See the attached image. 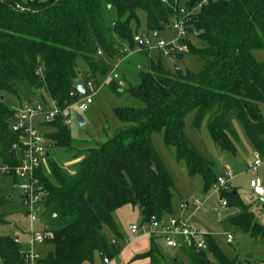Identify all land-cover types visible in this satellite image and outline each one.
Masks as SVG:
<instances>
[{
	"label": "trees",
	"instance_id": "obj_1",
	"mask_svg": "<svg viewBox=\"0 0 264 264\" xmlns=\"http://www.w3.org/2000/svg\"><path fill=\"white\" fill-rule=\"evenodd\" d=\"M201 1L180 0L190 13L184 23L186 33L195 36L198 47L188 39L182 41L199 57V70L178 69L170 74L151 63L147 72L138 73V83L123 90L117 83L110 85L113 94L127 93L143 107L115 108L121 127L104 142L88 146L72 171L46 158L49 175L41 169L37 176L58 226L44 242L52 249L40 264H86L95 255L101 260L117 257L123 244L112 214L123 206L138 207L143 221L171 214L174 181L153 146L154 133L162 131L164 144L174 147L175 158L185 162L188 175L202 178L204 193L210 189L217 175L185 134L189 112L194 111V128L206 122L212 142L221 151L235 154L233 122L237 121L254 151L264 152L260 111L264 63L251 53L264 49V0L208 1L195 10ZM104 5L115 12L110 27L103 19ZM173 5L160 0H0V97L8 93L22 101L28 99L25 91L44 90L60 108L67 106L79 97L74 88L77 81L97 85L95 75L107 73L98 51L109 58L121 56L123 51L114 47L116 38L134 46L131 23L137 22L138 11L144 12L147 29L160 33L177 13ZM77 57L87 64L81 76ZM13 113L0 99V157L9 163L18 135L11 130ZM46 125L55 128L49 137L52 142L70 144L69 127L60 119ZM221 196L227 206L238 210L223 224L264 240V227L236 189L230 187ZM5 200L0 191V207ZM6 224V216L0 214V225ZM204 238L205 250L182 248L189 264H251L250 259L227 257L210 235ZM145 258L149 264H181L164 254L153 239L149 250L134 260ZM0 264H24L14 236L0 234Z\"/></svg>",
	"mask_w": 264,
	"mask_h": 264
},
{
	"label": "rangeland",
	"instance_id": "obj_2",
	"mask_svg": "<svg viewBox=\"0 0 264 264\" xmlns=\"http://www.w3.org/2000/svg\"><path fill=\"white\" fill-rule=\"evenodd\" d=\"M115 18V12L104 5L103 19L105 26L110 27L111 22ZM131 34L132 37L147 35L149 45L142 51H136L134 46H131L127 41L114 38L115 48H120L123 51V57L115 61L114 58H109L105 54L97 56L103 60L107 67V73L104 76L95 75L98 87L93 94V101L86 110L80 113L85 124L79 126L73 118L70 121L71 142L69 145H57L52 142L49 138L50 135L46 136V134L54 131L53 127L37 120L38 130L45 135V145L50 151V159L54 160L66 172L72 171L89 144H94L95 141L98 143L104 142L112 134L111 131L114 132L118 125H121L115 118V108L143 107L139 100L127 93L113 94L109 88L110 85L117 83L120 89L123 90L128 84L138 83V73L140 71L147 72L151 63L160 65L164 71L170 74L175 71V68H178L181 72H196L201 66L199 57L188 50L177 55H164L161 49L156 48L154 44L159 39L167 44L174 42L177 45L185 44L182 40L188 39L193 47H198V43L192 34H188L179 40L178 31L171 26L163 28L159 37H154V32L147 29L143 11H138L137 22L131 23ZM251 53L257 61L264 63V49H254ZM76 65L80 76L87 71V64L81 57L76 58ZM113 72L119 74L117 80L110 77ZM2 96L4 104L10 110H18L21 105L25 104L23 100L21 101L8 93H4ZM28 99L31 102L38 101L45 106L51 103L44 90H40V93L36 94L28 93ZM81 100L82 97L79 96L75 101L78 103ZM260 111L264 119V104L260 105ZM193 116L194 111H191L184 120V131L187 138L198 153L212 164V169L216 175L223 173L226 167L231 169L233 178L229 182L230 187L236 189L242 203L254 215L255 220L264 227V202H260L259 198L253 195L248 186L249 180L254 177L260 179L264 184V166L259 167L256 173L249 171L248 166L252 163L255 152L245 131L239 122H233L237 139L236 152L235 154H229L221 151L212 142L205 121L199 128L192 126ZM74 139L84 141H75ZM151 140L174 181L171 190L173 216L188 219L202 235H210L218 248L227 257H238L241 261L250 259L252 261L251 264H255L254 262L264 264V240L253 238L230 229L223 224L228 218L237 215L238 210L230 206H221L220 198L222 196L219 193H215L212 187L206 193L203 192L202 178L199 175H188L185 162L182 160L178 161L175 158L174 147L164 144L162 131L154 133L151 136ZM51 143L54 145L51 146ZM43 170L44 174L48 176L47 162ZM0 191L6 198L4 204L0 207V214L5 215L8 221V224L0 225V234L16 236L22 240L24 237L23 233L29 231L43 232V227H48L51 230L58 226L57 220L53 216V206L45 202L39 214L40 222L31 223L26 218V208L22 203L21 190L18 183L12 178L0 177ZM194 199L202 201L199 208H195L192 205ZM114 216L117 219V228L122 233H128L130 224L137 223L142 219L139 208L131 205L119 208ZM227 234L233 236L234 241L232 244L226 243ZM236 243H239V246L235 247ZM51 249L52 246L50 244L44 243L36 250L43 257ZM160 249L162 252L177 258L181 264H189L187 255L182 249H166L162 246ZM97 258L99 256L95 255L93 262ZM139 264L142 263L140 262Z\"/></svg>",
	"mask_w": 264,
	"mask_h": 264
},
{
	"label": "built area",
	"instance_id": "obj_3",
	"mask_svg": "<svg viewBox=\"0 0 264 264\" xmlns=\"http://www.w3.org/2000/svg\"><path fill=\"white\" fill-rule=\"evenodd\" d=\"M24 1L32 2L33 0ZM169 1L174 3L173 6L175 7L173 9L177 12L174 17H171L170 26L178 31L180 40V38L187 36L184 23L190 13L180 4V0H160L163 4H168ZM208 1L216 0H202L195 10ZM112 25H114V22ZM133 43L135 50L140 51L147 48L149 40L147 35H136L133 37ZM154 46L161 49L164 55H177L188 50L186 44L177 45L174 42L167 44L160 39L156 41ZM100 53L98 51V54ZM110 77L117 80L118 74L113 72ZM83 86L85 92L81 96L82 100L78 103L74 100L67 106L60 108L54 101H51L50 105L47 106L35 101L24 105L18 110H14L12 119L13 124L17 125L16 131L18 135L17 140L11 146L13 162H5L0 157V177H10L18 183L22 194V203L26 208L25 216L31 223L40 222L39 214L46 198V192L43 190L37 176L38 172L44 169L46 165L47 152L44 136L37 128V120H40L43 124H53L57 119H60L65 126L69 127L70 121L72 118L74 119L75 114H80L92 103L93 94L98 87L91 80L83 82ZM70 95L73 96V93H70ZM261 166H264V152H255L253 161L248 166V169L256 173L257 169ZM232 178L233 173L231 169L226 167L223 173L217 175L215 182L211 186L213 191L219 193L221 196L223 191L230 190L229 182ZM248 186L254 196L263 198L264 200V184L260 179L257 177L251 178ZM201 204L202 201L198 199H194L192 202L195 208H199ZM220 204L224 207L227 206L226 200L223 197L220 198ZM129 232L132 237L148 236L161 246L169 249H182L189 246H193L197 250H205L207 248L205 235H202L184 217L173 215L161 218L151 217L148 221L140 220L137 223L131 224ZM48 235L51 236L49 228L43 227V232L29 231L25 242H22L18 237H14V242L18 245V250L23 257L24 264H40L42 257L36 248L44 244ZM233 241V236L227 234L226 243L232 244ZM109 261L107 258L102 259L103 264H108Z\"/></svg>",
	"mask_w": 264,
	"mask_h": 264
},
{
	"label": "crops",
	"instance_id": "obj_4",
	"mask_svg": "<svg viewBox=\"0 0 264 264\" xmlns=\"http://www.w3.org/2000/svg\"><path fill=\"white\" fill-rule=\"evenodd\" d=\"M119 44V43H118ZM115 47V46H114ZM143 50V49H142ZM141 50V51H142ZM100 55H102L101 53L100 54H98L97 53V56H100ZM123 55H124V53L121 55V56H119V57H115L114 58V60L115 61H118L120 58H122L123 57ZM150 68V67H149ZM117 73V72H116ZM118 74V73H117ZM118 76H119V74H118ZM122 82H123V80H121ZM124 83V82H123ZM110 88V87H109ZM25 93L26 94H28L26 91H25ZM30 93V92H29ZM37 93H40V91L39 92H37ZM33 94V93H32ZM23 102H25V104H23V105H21L20 106V108L21 107H23L24 105H26V104H28V103H31V101L30 100H23ZM84 124H85V121H84ZM46 125V124H45ZM49 126H51V125H49ZM83 126V125H82ZM119 127H121V125H118V127L117 128H119ZM116 128V129H117ZM53 129H54V131H52V132H49V133H47L46 134V136L47 135H50V134H52V133H54L55 132V128L53 127ZM112 132V134L114 133L113 131H111ZM41 133V132H40ZM105 133H107V132H105ZM108 133H110V132H108ZM42 134V133H41ZM111 134V135H112ZM43 136H44V138H45V135L44 134H42ZM110 135V136H111ZM106 136H107V134H106ZM110 136H108V137H110ZM107 137V138H108ZM75 140V139H74ZM75 141H84V140H81V139H78V140H75ZM105 141V140H104ZM95 143H98V142H96L95 141ZM54 144L53 143H51V146H53ZM85 145H87V144H85ZM90 145H92V144H89L88 146H90ZM87 146V147H88ZM46 151L49 153V156H50V151L47 149V147H46ZM255 152V151H254ZM79 160V159H78ZM46 164V163H45ZM259 200H260V198H259ZM261 202V201H260ZM185 205H187V204H185ZM118 210V209H117ZM115 212L116 211H114L113 212V220H114V222H115V224H116V226H117V219H116V217L114 216L115 215ZM170 215H173V212L171 211V214ZM54 216V215H53ZM178 217H180V216H178ZM142 220V219H141ZM139 222V221H138ZM131 224H133V223H131ZM130 224V225H131ZM118 229V228H117ZM119 231V230H118ZM23 233V232H22ZM27 233L28 232H26V233H23V235H24V237L22 238V242H25L26 241V239H27ZM119 233H120V236H121V239H120V242L123 244V248L121 249V251H120V253L118 254V256L117 257H115V258H113V259H109L110 261H109V263L108 264H139L140 262L142 263V264H149V260L147 259V258H145V259H136L135 261H134V257H136V256H138V255H141V254H144V253H146L148 250H149V247H150V237H148V236H145V235H141V236H138V237H132L131 236V234H130V232L128 231V233H122L121 231H119ZM16 237V236H15ZM43 245V244H42ZM159 245V247H161V245L160 244H158ZM41 246V245H40ZM39 247V246H38ZM37 247V248H38ZM162 247H164V246H162ZM36 248V249H37ZM164 248H166V247H164ZM166 249H169V248H166ZM164 253V252H163ZM164 254H166L167 256H170V255H168L167 253H164ZM171 257V256H170ZM86 264H103L102 263V260L100 259V257L99 258H97L94 262H92V263H86Z\"/></svg>",
	"mask_w": 264,
	"mask_h": 264
},
{
	"label": "water",
	"instance_id": "obj_5",
	"mask_svg": "<svg viewBox=\"0 0 264 264\" xmlns=\"http://www.w3.org/2000/svg\"><path fill=\"white\" fill-rule=\"evenodd\" d=\"M159 36H160V33H154V37H159ZM179 58H181V57H179ZM177 70H178V68H175V71H177ZM74 88L76 89V91L79 93L80 96H83V94L85 92V89H84V86H83V81H81V80L77 81L74 84ZM0 99L3 100L4 99L3 96H1ZM74 120L77 122V124L79 126L84 125V120H83L82 116L79 113H76L75 114ZM11 130L12 131H16L17 130V125L16 124H13ZM48 157H49V153L46 152V158H48ZM260 201L261 202H264L263 198H260ZM49 238H50V236L48 235L47 236V239H49ZM236 246H239V243H236L235 244V247Z\"/></svg>",
	"mask_w": 264,
	"mask_h": 264
}]
</instances>
